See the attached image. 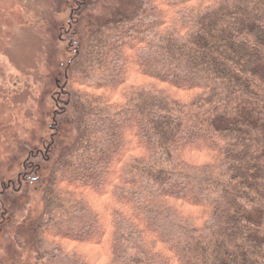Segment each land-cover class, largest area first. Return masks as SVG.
I'll return each instance as SVG.
<instances>
[{
	"label": "trees",
	"instance_id": "trees-1",
	"mask_svg": "<svg viewBox=\"0 0 264 264\" xmlns=\"http://www.w3.org/2000/svg\"><path fill=\"white\" fill-rule=\"evenodd\" d=\"M77 44L39 264H264V0H121Z\"/></svg>",
	"mask_w": 264,
	"mask_h": 264
},
{
	"label": "rangeland",
	"instance_id": "rangeland-1",
	"mask_svg": "<svg viewBox=\"0 0 264 264\" xmlns=\"http://www.w3.org/2000/svg\"><path fill=\"white\" fill-rule=\"evenodd\" d=\"M121 0H0V264H39L32 222L42 210L35 179L72 138L55 120L67 61ZM75 35V37H73Z\"/></svg>",
	"mask_w": 264,
	"mask_h": 264
}]
</instances>
